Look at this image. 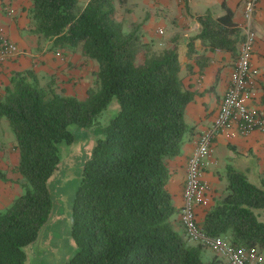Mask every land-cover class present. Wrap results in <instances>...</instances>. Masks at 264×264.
<instances>
[{"label": "trees", "instance_id": "obj_1", "mask_svg": "<svg viewBox=\"0 0 264 264\" xmlns=\"http://www.w3.org/2000/svg\"><path fill=\"white\" fill-rule=\"evenodd\" d=\"M31 0V33L52 49L78 48L96 63L85 98L40 86L33 70L14 73L0 97L15 139L21 193L0 212V264H25L26 247L36 242L53 209L50 180L61 162L60 145L77 137L93 140L82 164L71 205L74 251L67 264H222L208 261V249L191 243L175 226L180 212L166 185V158L180 154L190 132L184 121L192 95L182 87L175 48L143 43L127 32L117 12L128 0ZM199 16V34L210 50L233 51L242 37L232 13ZM62 92L64 91L61 89ZM117 110L100 125V114ZM84 138V139H82ZM0 172V179L6 181ZM264 179L254 183L228 173L221 198L203 207L197 222L207 236L223 237L238 250L264 258ZM210 251V250H209Z\"/></svg>", "mask_w": 264, "mask_h": 264}, {"label": "crops", "instance_id": "obj_2", "mask_svg": "<svg viewBox=\"0 0 264 264\" xmlns=\"http://www.w3.org/2000/svg\"><path fill=\"white\" fill-rule=\"evenodd\" d=\"M88 1L80 0L82 7ZM244 3L245 0H128L119 9L122 13L117 12L118 21H126V24L121 22L123 27L135 26L143 43H152L157 48L176 49L182 87L192 95L184 114V121L190 132L185 136L180 154L165 159L168 169L166 188L173 205L179 210L183 205L187 161L195 151L200 136L213 123L229 87L230 75L240 47L238 43L233 51L210 50L209 46L197 39L193 41L194 51L189 56L188 45L200 32L196 18H221L226 14L225 6L232 13L234 25L238 27L242 37L239 25L242 22ZM30 8L31 0H0V30L20 49L18 57L0 63V97L9 85L11 76L27 70H33L37 77L44 74L56 75L61 89L73 95L85 93L94 80L95 63L83 57L78 48L52 49L51 41L32 34ZM9 10H12L11 14ZM252 17L255 41L250 74L254 86L243 95V99L250 110L264 116V0L259 1ZM6 122L4 118L0 119V138L10 139L6 145L0 141V172L5 174L6 179H0V207L13 201L21 193V177L14 171L18 153L14 136L8 130ZM5 157H10L12 164H8ZM206 168L203 182L211 204L223 196L231 170L243 173L251 182L260 183L264 179V133L254 131L242 136L235 125L216 133L212 141L209 166ZM202 210V207L196 209L198 220L202 216ZM174 220L175 226L183 231L178 223L179 213L174 216ZM27 249L25 264H28Z\"/></svg>", "mask_w": 264, "mask_h": 264}, {"label": "built area", "instance_id": "obj_3", "mask_svg": "<svg viewBox=\"0 0 264 264\" xmlns=\"http://www.w3.org/2000/svg\"><path fill=\"white\" fill-rule=\"evenodd\" d=\"M260 0H245L242 22V40L237 60L230 75V84L219 105L211 127L201 136L193 154L187 161L186 177L183 187V205L179 212L180 222L186 237L191 243H201L226 264H262L263 256L254 252L238 250L223 237L207 236L197 227L198 207H206L210 198L206 192L203 175L209 166L212 141L216 133L234 126L240 135L254 131L264 133V116L250 110L244 103L243 95L254 86L250 74V62L255 36L252 29L253 15ZM12 10H9V14ZM20 49L0 30V63L18 57ZM58 55V54H57ZM248 91V92H247Z\"/></svg>", "mask_w": 264, "mask_h": 264}, {"label": "rangeland", "instance_id": "obj_4", "mask_svg": "<svg viewBox=\"0 0 264 264\" xmlns=\"http://www.w3.org/2000/svg\"><path fill=\"white\" fill-rule=\"evenodd\" d=\"M81 2L79 0V7H82ZM121 22L126 24V21L124 20ZM123 29L124 31L127 30V32L134 31L136 34L140 35L135 26H131L130 28H125L124 26ZM41 47L42 45L39 48ZM37 52L39 51H36V53ZM37 78L40 86L53 87V83V88L56 91L73 95L72 93L66 91L62 92L59 83L60 80L56 78V75L51 76L50 74H44ZM79 94L81 95H78V97L85 98L86 93ZM116 110L117 106L113 103L108 110L106 109L100 114L98 117V123L100 125L106 123L109 118L114 115ZM8 130L10 129L8 128ZM0 141L6 145L10 142V139L2 137L0 138ZM93 143V140L90 138L87 139V141H83L80 140L78 136L75 143L72 145H60L61 162L56 170V173L53 174L49 184L53 197L52 213L49 222L41 230L37 241L32 243L26 250L28 264H67L69 258L72 256L74 243L70 236V227L72 223L71 205L79 182L82 164L87 158L86 156ZM5 159L8 164H12V159L10 157H5ZM11 205L12 201L6 202L5 205L0 207V212L5 211ZM255 213L257 220L264 223V211H256ZM255 254L256 256H261L260 254ZM211 257L212 253L209 250L204 252V261H208ZM222 264H226L225 261L222 260ZM262 264H264V260Z\"/></svg>", "mask_w": 264, "mask_h": 264}]
</instances>
